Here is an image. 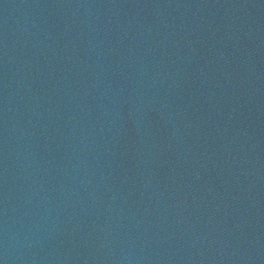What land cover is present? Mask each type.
Segmentation results:
<instances>
[{"label":"water","instance_id":"water-1","mask_svg":"<svg viewBox=\"0 0 264 264\" xmlns=\"http://www.w3.org/2000/svg\"><path fill=\"white\" fill-rule=\"evenodd\" d=\"M0 264H264V215L78 0H0Z\"/></svg>","mask_w":264,"mask_h":264}]
</instances>
